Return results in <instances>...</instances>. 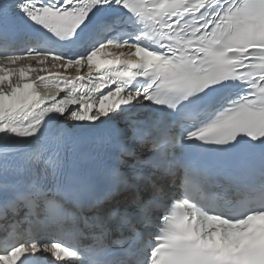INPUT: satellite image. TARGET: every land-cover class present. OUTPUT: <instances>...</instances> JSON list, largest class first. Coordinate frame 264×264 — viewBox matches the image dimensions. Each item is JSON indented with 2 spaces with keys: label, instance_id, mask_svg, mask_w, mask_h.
I'll return each instance as SVG.
<instances>
[{
  "label": "snow or ice",
  "instance_id": "1",
  "mask_svg": "<svg viewBox=\"0 0 264 264\" xmlns=\"http://www.w3.org/2000/svg\"><path fill=\"white\" fill-rule=\"evenodd\" d=\"M0 43V264H264V0H0Z\"/></svg>",
  "mask_w": 264,
  "mask_h": 264
},
{
  "label": "bare ground",
  "instance_id": "2",
  "mask_svg": "<svg viewBox=\"0 0 264 264\" xmlns=\"http://www.w3.org/2000/svg\"><path fill=\"white\" fill-rule=\"evenodd\" d=\"M25 60L26 61H24V60L23 61H20L23 64V65L21 64L20 67H29V66L32 67V68L35 67V66H32V65H36V64H31L29 60H27V59H25Z\"/></svg>",
  "mask_w": 264,
  "mask_h": 264
},
{
  "label": "rangeland",
  "instance_id": "3",
  "mask_svg": "<svg viewBox=\"0 0 264 264\" xmlns=\"http://www.w3.org/2000/svg\"><path fill=\"white\" fill-rule=\"evenodd\" d=\"M24 61H26V60H24ZM22 64V62H17L16 64H9V65H6L7 67H10V68H15V69H17V67H20V65ZM23 65V64H22Z\"/></svg>",
  "mask_w": 264,
  "mask_h": 264
}]
</instances>
